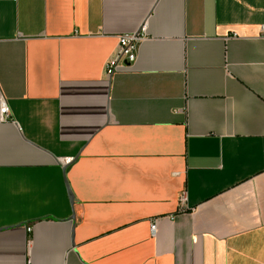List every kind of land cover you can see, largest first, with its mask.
<instances>
[{
    "label": "crops",
    "instance_id": "crops-1",
    "mask_svg": "<svg viewBox=\"0 0 264 264\" xmlns=\"http://www.w3.org/2000/svg\"><path fill=\"white\" fill-rule=\"evenodd\" d=\"M2 102L0 264H264V0H0Z\"/></svg>",
    "mask_w": 264,
    "mask_h": 264
},
{
    "label": "built area",
    "instance_id": "built-area-1",
    "mask_svg": "<svg viewBox=\"0 0 264 264\" xmlns=\"http://www.w3.org/2000/svg\"><path fill=\"white\" fill-rule=\"evenodd\" d=\"M146 36V24L141 27V29L136 33L124 34L119 37V45L115 55L106 63L105 73L108 77H111L118 66L121 63L132 64L137 59L138 47L140 42ZM10 116V111L5 102L0 105V118L7 119ZM181 203L184 205L186 203L185 193L182 194L180 198ZM156 223L153 221L151 223L150 231L152 234L156 231ZM30 231V228L28 229Z\"/></svg>",
    "mask_w": 264,
    "mask_h": 264
},
{
    "label": "water",
    "instance_id": "water-1",
    "mask_svg": "<svg viewBox=\"0 0 264 264\" xmlns=\"http://www.w3.org/2000/svg\"><path fill=\"white\" fill-rule=\"evenodd\" d=\"M71 201H72V199H71Z\"/></svg>",
    "mask_w": 264,
    "mask_h": 264
}]
</instances>
